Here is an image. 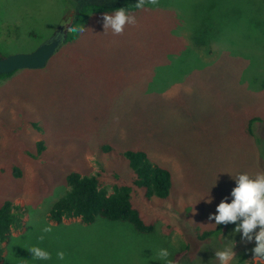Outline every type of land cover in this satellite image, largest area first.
I'll use <instances>...</instances> for the list:
<instances>
[{
    "label": "rangeland",
    "instance_id": "1",
    "mask_svg": "<svg viewBox=\"0 0 264 264\" xmlns=\"http://www.w3.org/2000/svg\"><path fill=\"white\" fill-rule=\"evenodd\" d=\"M125 11L136 24L122 34L95 14L44 67L0 78V205L25 213L0 264H216L215 251L237 235L229 223L221 237L199 239L216 226L209 215L221 200L233 199L234 178L264 172V0H158ZM72 17L65 0H0V54L35 50ZM128 148L172 173L166 198L133 189L151 233L100 216L50 220L71 171L108 188L132 184ZM239 245L251 264L255 240ZM34 246L51 259H34Z\"/></svg>",
    "mask_w": 264,
    "mask_h": 264
},
{
    "label": "trees",
    "instance_id": "2",
    "mask_svg": "<svg viewBox=\"0 0 264 264\" xmlns=\"http://www.w3.org/2000/svg\"><path fill=\"white\" fill-rule=\"evenodd\" d=\"M69 9L73 10L71 26L65 42L74 40L80 26L88 22L91 16L98 13L115 12L120 7L125 10H136L137 0H65ZM147 0L145 5L147 4ZM75 28L76 31L70 29ZM0 57L2 55L0 54ZM11 73L0 74L3 76ZM42 143H40V146ZM42 147V146H41ZM108 149H111L108 146ZM121 155L128 161L133 171V182L116 183L112 188L103 186L98 175L82 174L71 171L66 177L68 189L51 207L48 215L50 220L62 223L66 219L79 218L83 223H92L97 217H104L113 221H128L134 228L142 233H151L154 224L145 220L140 209L133 203L134 187L142 188L146 197L157 196L166 198L169 196L172 186L171 171L153 161L148 153L139 148H128L121 152ZM25 213L23 209L11 200H6L0 205V261L4 259L6 244L14 231H19L24 226ZM239 223V222H237ZM232 227L236 228V224ZM228 230V224L216 225L199 235V239L219 238L223 232ZM242 233L230 239L228 246L234 243L235 258L231 264H246L249 253L238 250L242 241ZM223 239V238H222ZM221 239V240H222ZM210 244V241H208ZM189 250L186 246L181 250L175 262L183 257ZM219 261H217L216 264Z\"/></svg>",
    "mask_w": 264,
    "mask_h": 264
},
{
    "label": "clouds",
    "instance_id": "3",
    "mask_svg": "<svg viewBox=\"0 0 264 264\" xmlns=\"http://www.w3.org/2000/svg\"><path fill=\"white\" fill-rule=\"evenodd\" d=\"M147 2L155 5L158 0H147ZM145 3L146 0H137L135 7L143 8ZM128 24L135 25L136 19L135 16L128 14L123 7H120L113 14L105 13L103 15L104 30L111 29L115 35L122 34L124 27ZM70 30L76 31L75 28ZM59 35H62V33H58ZM234 179L236 186L231 191L233 199L231 202H228L227 198L222 199L216 207V213L209 215V220L214 219L215 225L235 223L237 226L234 231L242 233V240L246 242L255 240L251 264H264V172H258L255 175L245 172ZM53 227H55L54 223L42 228L40 241L45 239L44 234L50 233ZM233 249L234 243L222 250L215 251V257L219 264H231L236 256ZM28 251L34 259H51V253L41 247L34 246L29 248ZM56 255L59 260L65 259L64 251H58ZM168 256L167 249H160L159 257L161 259Z\"/></svg>",
    "mask_w": 264,
    "mask_h": 264
},
{
    "label": "water",
    "instance_id": "4",
    "mask_svg": "<svg viewBox=\"0 0 264 264\" xmlns=\"http://www.w3.org/2000/svg\"><path fill=\"white\" fill-rule=\"evenodd\" d=\"M71 22L63 26L62 35L55 34L31 52H18L0 57V74H7L23 68L44 67L68 37Z\"/></svg>",
    "mask_w": 264,
    "mask_h": 264
},
{
    "label": "flooded vegetation",
    "instance_id": "5",
    "mask_svg": "<svg viewBox=\"0 0 264 264\" xmlns=\"http://www.w3.org/2000/svg\"><path fill=\"white\" fill-rule=\"evenodd\" d=\"M63 26L65 27L66 25H61V26L59 27V29L57 30V33H56V34H58V33H61V32H62Z\"/></svg>",
    "mask_w": 264,
    "mask_h": 264
}]
</instances>
